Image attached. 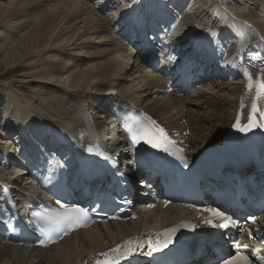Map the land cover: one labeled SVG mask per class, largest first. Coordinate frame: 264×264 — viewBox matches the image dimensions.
I'll return each mask as SVG.
<instances>
[{
	"label": "bare ground",
	"instance_id": "6f19581e",
	"mask_svg": "<svg viewBox=\"0 0 264 264\" xmlns=\"http://www.w3.org/2000/svg\"><path fill=\"white\" fill-rule=\"evenodd\" d=\"M4 1L0 0V68L5 70H0V88L8 108L0 123V206L5 205L6 191L16 207L30 196L32 183L40 192L34 171L40 164L60 160L52 158L56 153L70 158L68 165L74 169L89 147L98 148L104 141L119 147L114 150L130 165L133 152L128 139L121 134L112 141L102 131L106 119H112L126 101H140L142 109L173 127L180 139L191 128L189 143L196 159L225 142L241 113L247 115L253 103L263 101L257 93L258 81L264 79V0ZM141 15L150 18L157 39L171 26L180 51L185 45H195L197 51L210 48L211 63L223 61L219 70L223 75L212 73L210 84L189 97L169 93L167 84L141 62L123 37L138 28ZM9 33L15 39L8 38ZM213 67L217 71V65ZM18 70L23 73L21 84L6 86L5 78ZM27 89L36 102L21 93ZM33 124L40 126L34 128L39 138L31 134ZM111 125L109 133L117 126L115 121ZM9 165L24 171L12 167L5 172L2 167ZM131 178L136 187L146 182L135 178L134 172ZM186 216L195 214L177 205L165 210L159 206L141 214L138 221L104 223L50 249L0 243V264H92L126 239L175 225Z\"/></svg>",
	"mask_w": 264,
	"mask_h": 264
},
{
	"label": "snow or ice",
	"instance_id": "6c2138e0",
	"mask_svg": "<svg viewBox=\"0 0 264 264\" xmlns=\"http://www.w3.org/2000/svg\"><path fill=\"white\" fill-rule=\"evenodd\" d=\"M251 75L249 80H251ZM259 91L257 93V98L264 96V79L258 81ZM259 113L264 116V112H261L260 108L256 103L252 104V116L248 124L241 125L239 121L234 125L239 131L247 132L251 131L253 128H264V120H257L256 114ZM128 121H136V124L129 123ZM124 128L131 135L132 142L134 144H139L141 140L150 144L153 148H164L167 151V145L173 144V141L168 139L166 133L162 128L156 125L155 121L151 120L150 117H128L124 123ZM89 152L94 151L92 147L87 149ZM104 155V153H100ZM59 203V201H58ZM61 209L63 211L53 212V215L44 217L45 219L57 218H72L78 219L80 216H87L85 210L80 207H69L68 205L61 204ZM205 211L211 214V218L207 219L205 223L212 225L213 227H219L222 229H228L235 225L236 221L232 217L226 215L219 209L209 208ZM39 215V214H38ZM213 220H218L219 223H213ZM178 231L177 228L167 229L164 233L160 234V238L153 243H150L152 252L160 251L162 248H166L169 244L173 242V236ZM139 245L133 246L131 242L123 245H119L116 248L111 249L109 252L102 253L105 258L102 260H97L96 264H122V261L130 260L131 257L139 250ZM244 247H248L245 245ZM256 258L264 262V256L257 255ZM222 264H252L249 256L243 255L237 252L235 255L229 256V258H223Z\"/></svg>",
	"mask_w": 264,
	"mask_h": 264
},
{
	"label": "rangeland",
	"instance_id": "374dc122",
	"mask_svg": "<svg viewBox=\"0 0 264 264\" xmlns=\"http://www.w3.org/2000/svg\"><path fill=\"white\" fill-rule=\"evenodd\" d=\"M10 2V0H5L4 2H2L3 4H8ZM1 3V4H2ZM14 23V21H12L11 22V25ZM4 35H6V32H4L3 33ZM2 34V35H3ZM9 36H7L8 38H10V39H15L14 37V34L13 35H11L10 33L8 34ZM15 35H16V33H15ZM0 41H3V36L2 37H0ZM126 41V40H125ZM126 43L128 44L129 42H127L126 41ZM0 44L1 45H3V42L1 43L0 42ZM129 46H130V48H133V46L132 45H130L129 44ZM134 49V48H133ZM2 59V57H0V60ZM0 70L1 71H4L5 69H4V67H1L0 68ZM22 74L23 73H21L20 72V70H18L17 72H13V73H10L6 78H5V81H4V83H5V85L6 86H11V85H13V84H21V83H19V82H22L23 81V78H22ZM65 85H66V83H65ZM2 85H0V87H1ZM3 87V86H2ZM3 90V89H2ZM1 90V88H0V95H2L3 96V102H1L0 104V114H1V116H0V123H3V121H4V119H3V115H4V112L6 111V109L8 108V106H7V99H6V97L7 96H5V95H3V93L1 92L2 91ZM27 90L29 91V92H27ZM27 90H22L21 91V93L23 94V95H27L26 97L30 100L29 102H36L37 101V99H36V97L31 93V91L29 90V89H27ZM6 92H4V94H5ZM141 93H138L137 94V97L135 96V98H137L136 100H138V98H139V95H140ZM34 97V98H33ZM32 102V103H33ZM138 103H140L141 104V102L139 101ZM139 104V105H140ZM35 120V118H33V121ZM101 121H103V118H102V120ZM108 123L107 124H104L105 125V128H104V130H102L103 132H105L106 133V131H107V134H110L109 132H108V129L111 127V122L110 121H108V120H106ZM106 123V122H105ZM29 124H30V122H29ZM110 126V127H109ZM38 127H40V126H37V125H34L33 124V126L30 128V131H31V134H32V136H33V138H39L37 135H35L34 134V128H36V129H38ZM212 133V132H211ZM111 135V134H110ZM1 145V144H0ZM1 147V146H0ZM12 167L13 168H15V169H22V168H19L20 166H18V165H9L7 168H5V167H2V169L3 170H5V172H9V171H12ZM23 170V169H22ZM24 171V170H23ZM25 173V172H24ZM18 173L17 172H15V176L17 175ZM26 175V174H25ZM26 176H28V175H26ZM26 178V177H25ZM32 187H34L33 189H31V191H35V186H33L32 185ZM44 261H46V258L44 259Z\"/></svg>",
	"mask_w": 264,
	"mask_h": 264
}]
</instances>
